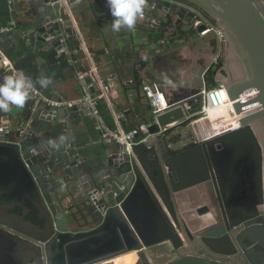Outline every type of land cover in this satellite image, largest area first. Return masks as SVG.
<instances>
[{
	"label": "water",
	"instance_id": "95a60500",
	"mask_svg": "<svg viewBox=\"0 0 264 264\" xmlns=\"http://www.w3.org/2000/svg\"><path fill=\"white\" fill-rule=\"evenodd\" d=\"M89 1H13L10 28L0 33V48L9 51L15 69L38 79L47 63L65 73L59 84H36L45 102L29 98L23 108L0 112V201L21 211L0 222L21 235L7 239L0 232V264H113L116 257L162 243L176 256L166 264H264V0H171L215 27L222 63L215 83L228 99L256 93L232 104L236 114L260 106L239 119L238 129L190 141L205 82H161L169 110L135 136L129 152L115 145L95 159L81 152L73 128L84 118L96 119L84 106L51 102H66L74 90L83 96L85 89L94 96L105 89L113 99L116 83L123 82L105 71L160 76L155 50L193 44L214 56L219 43L187 8L146 0L141 17L149 26H139L149 33L143 60L118 65L107 44L100 52L79 45L74 20L81 25ZM97 56H104V70L94 72ZM182 137L188 144L175 148ZM188 190L204 200L196 215H210L212 224L191 230L185 223L177 195ZM27 213L39 224L25 220Z\"/></svg>",
	"mask_w": 264,
	"mask_h": 264
},
{
	"label": "crops",
	"instance_id": "0c3cea01",
	"mask_svg": "<svg viewBox=\"0 0 264 264\" xmlns=\"http://www.w3.org/2000/svg\"><path fill=\"white\" fill-rule=\"evenodd\" d=\"M13 1L16 0H0V29L10 28L8 22L10 20L9 15L11 12L10 4ZM89 5L91 8L85 11L81 20V25H78L74 20L75 26H80L78 33L80 39L79 45H81L83 50L85 52L88 50L100 52V50L104 48V44H107L109 46V51H113L114 57L117 58L118 65L127 64L129 62H135L137 65L141 64L143 60L141 50L145 45L147 36L149 35L147 31L142 30L139 27L146 25L143 18L140 17L137 20L133 29L122 27L120 31H114L111 27L113 18L109 12L107 0H90ZM146 26L148 27L149 25ZM5 42L6 41H3V43ZM7 43L9 46H12L10 41ZM175 46H177V44L172 45L171 48L174 49L168 52H165L163 48H159L152 53L151 56L155 60V69L159 70L160 76L156 74H142L139 78L130 75L127 77L122 68L120 71L118 69L117 72L105 71V75L114 81H117L116 76L119 74L123 82L121 86L115 82L116 86L114 88V94L117 93L118 97H116L117 95H113V99H109L108 96L104 97V92L106 91L107 93V90L102 89L103 95L99 98V102L97 103L100 115L109 127L113 129H121L123 131H130L149 119L150 107L140 89L141 82L143 81L150 80L160 84L161 82L171 80L172 82H180L181 84H197L202 78L203 82H205L204 74L207 71L210 60L213 56L201 47L193 44L178 47ZM8 52L9 51L4 49V53L10 60ZM103 61L104 56H97L96 63L92 65V69L103 71L104 67L101 65ZM41 69V73L51 78L50 85L59 84L65 78V73L58 67L44 63L41 66ZM5 75L6 74H1L0 72V78ZM26 75L31 77L34 82L37 80L35 79L34 73L31 75L26 73ZM204 85L206 87V83ZM74 91L69 93L70 95L68 99H66V102H72L81 97L78 91ZM85 91L87 92V89H85ZM89 116L92 117L90 114ZM173 134L177 133L174 132ZM188 134H190V131H188ZM73 136L78 142L81 152L94 159L101 158L106 150L114 149V146H108L99 141L100 133L96 129V123L94 124L91 122L89 118H84L81 125L73 128ZM176 139L178 141V137ZM185 139V137H182L181 142H178V144L175 145V148H182L188 144V140ZM187 199L188 197L185 198V200ZM188 202L189 203L186 204V207H182V210L185 212L192 208L194 215L198 217L195 210L204 204V200L199 196L196 201L191 202L188 200ZM189 218L194 217L191 216ZM157 246L159 245L149 248ZM149 248L143 249L141 252H147L146 258L150 264H166L175 258L168 255L154 256L152 251H149Z\"/></svg>",
	"mask_w": 264,
	"mask_h": 264
},
{
	"label": "built area",
	"instance_id": "2783aa9c",
	"mask_svg": "<svg viewBox=\"0 0 264 264\" xmlns=\"http://www.w3.org/2000/svg\"><path fill=\"white\" fill-rule=\"evenodd\" d=\"M163 1L171 2V3H174L178 6H181L183 8H187L190 12H193L196 14V16L199 19V23H203L208 27L206 32H208V31H214L215 32L218 43H219V49H218L217 53L211 58L208 69L209 68H212V69L218 68L219 63H220V57H221V46H220L221 39H220L215 27L211 24V22L189 6L179 4V3H176V2L171 1V0H163ZM7 30L8 29H0V33H4ZM92 71L95 72L96 70L92 69ZM0 72H1V74H6V75L11 74L13 72H16V73L23 72L21 70L14 68L12 61L9 60V58L6 56V54L4 53V51L1 48H0ZM140 89H141V92H142L144 98L148 101V104L150 107V117L145 123L138 125L137 127L133 128L130 131H123L121 129H113L105 123L102 116L100 115V112L98 109V104H97V100H99V98L103 94L98 95V96H94V95L90 94L89 92H86L85 95L81 96L80 98H78L72 102L58 103V102L53 101V102H51V104L54 106H58V107H60V106L71 107L74 105L84 106L86 109L89 110V114L93 118L96 119V129L100 133L99 141L102 144H105L108 146L118 145L122 148L121 151L124 150V151L129 152L132 145H133V140H134L135 136L139 132L147 131L149 126L156 123L157 116H159L160 114L169 110V107H168L167 102H166L165 97H164L163 89L158 82L150 81V80L143 81V82H141ZM223 90H224L223 85L217 84L216 86H214L212 88L204 87L202 92H201L202 97H203V104H202L201 111H200L199 115L196 117V119L204 118V117L207 118L208 113H209L208 109H212L215 111L219 110L221 112L219 116L216 115L212 119L213 122H219L220 119H222V118L228 119L230 121V122L225 123V124H219V126L216 128L211 127V130H212L211 133L212 134L209 135L208 137L204 138V139H201V140L213 138L215 136L224 134L226 132L234 131V130L238 129L239 128V119L257 111L260 108L259 104H256L254 106H251L247 109L242 110L240 114H236L232 104L235 102H238L242 99H245L249 96H252L256 93L254 91H252L250 93L242 95L240 98H238L234 101H230L228 99L227 95H226V97L223 95ZM225 94H226V92H225ZM106 96H107V93L105 91L104 97H106ZM30 99H32L35 103L38 102L39 100H43L44 102L46 101L44 96H42V94L35 87L31 90ZM193 121H191V124H190L191 127H192ZM192 132H193L192 133L193 135H192L190 141H192V142L201 141L198 138V136L196 135V133L194 132L193 127H192Z\"/></svg>",
	"mask_w": 264,
	"mask_h": 264
},
{
	"label": "clouds",
	"instance_id": "9594fccd",
	"mask_svg": "<svg viewBox=\"0 0 264 264\" xmlns=\"http://www.w3.org/2000/svg\"><path fill=\"white\" fill-rule=\"evenodd\" d=\"M145 5L146 0H107L113 18L112 29L114 31H120L122 27L133 29L137 20L143 16ZM166 82L172 84L171 80ZM36 84L41 88H47L51 84V78L41 73L34 82L23 72H13L0 78V112H9L12 106L23 108Z\"/></svg>",
	"mask_w": 264,
	"mask_h": 264
},
{
	"label": "bare ground",
	"instance_id": "6f19581e",
	"mask_svg": "<svg viewBox=\"0 0 264 264\" xmlns=\"http://www.w3.org/2000/svg\"><path fill=\"white\" fill-rule=\"evenodd\" d=\"M223 95L226 97L224 90H223ZM208 112L209 113H208L207 118L205 117L198 118L192 122V127L194 129V132L196 133V135L198 136L200 140L212 134L211 127L216 128L219 126V124H225V123L230 122L228 119H224V118L220 119L219 122H213L212 119L216 115L219 116L221 112L219 110L215 111L212 109H208ZM186 197H188L187 200H185ZM198 198H199L198 194L193 192L192 190H188V191L179 193L177 195L178 203H179L180 210L182 212L184 221L188 225V227H190L191 230L197 227H201L204 224L213 222V218L210 215H206L200 218L196 217L192 211V208H190L189 210H186L185 212L182 210V207H186V204L189 203L188 200L192 202V201H196V199ZM191 216L194 218H189ZM177 236L179 238H183V235L180 233H177ZM135 260H136V252H132L126 255H122L120 257H116L112 262L113 264H134Z\"/></svg>",
	"mask_w": 264,
	"mask_h": 264
},
{
	"label": "flooded vegetation",
	"instance_id": "af4514ba",
	"mask_svg": "<svg viewBox=\"0 0 264 264\" xmlns=\"http://www.w3.org/2000/svg\"><path fill=\"white\" fill-rule=\"evenodd\" d=\"M9 188L10 187H7L6 189L8 190ZM2 194L3 193L0 191V196ZM238 201H242V200L239 199ZM20 212L21 211L17 207H14V203L10 202V203L4 205L2 203V201H0V222L1 223L7 222L6 219L8 217H10L12 214H19ZM23 218L27 221L34 223V224H39V221L35 218V216L32 213H27L26 215L23 216ZM258 219L259 220L256 221V223H254L255 225L261 224V221H262L261 217ZM250 220H255V219H250ZM212 223H210V224H212ZM241 224L243 225L244 222H242ZM0 232H3L5 235H7L6 236L7 239H8V236L15 238V239L16 238L19 239L18 237L21 236L16 230H14L10 227H6L5 225H2V224H0ZM248 246L251 248L257 247L256 245H254L252 243H248ZM255 250H258V249L255 248ZM260 253H261L262 258L264 259V252L260 251ZM4 254H5L4 249H2V247L0 245V257H1V255H4ZM30 264H33V263H30ZM144 264H146V263H144Z\"/></svg>",
	"mask_w": 264,
	"mask_h": 264
},
{
	"label": "rangeland",
	"instance_id": "374dc122",
	"mask_svg": "<svg viewBox=\"0 0 264 264\" xmlns=\"http://www.w3.org/2000/svg\"><path fill=\"white\" fill-rule=\"evenodd\" d=\"M194 208V207H193ZM208 224V223H207ZM207 224H204L202 227L206 226ZM149 251H152L154 256H158V255H168L171 257H176L175 254L173 252L170 251V246L169 244H159V246L154 247V248H149ZM146 254L147 252H139L136 254V260L137 259H142L144 263L146 264H150L146 258ZM135 260V262H136ZM135 264V263H134Z\"/></svg>",
	"mask_w": 264,
	"mask_h": 264
},
{
	"label": "trees",
	"instance_id": "16d2710c",
	"mask_svg": "<svg viewBox=\"0 0 264 264\" xmlns=\"http://www.w3.org/2000/svg\"><path fill=\"white\" fill-rule=\"evenodd\" d=\"M221 65H222V63H221V59H220V63H219V67L218 68H220ZM218 68H216V69L209 68L205 72L204 78H205V83H206V87L207 88H212V87L217 85L215 83V75H216V71H217Z\"/></svg>",
	"mask_w": 264,
	"mask_h": 264
}]
</instances>
